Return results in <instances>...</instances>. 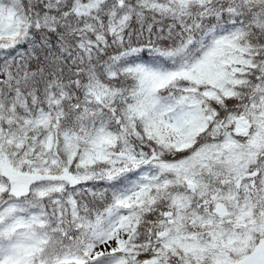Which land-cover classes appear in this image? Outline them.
<instances>
[{
    "label": "snow or ice",
    "instance_id": "snow-or-ice-1",
    "mask_svg": "<svg viewBox=\"0 0 264 264\" xmlns=\"http://www.w3.org/2000/svg\"><path fill=\"white\" fill-rule=\"evenodd\" d=\"M0 264H264V0H0Z\"/></svg>",
    "mask_w": 264,
    "mask_h": 264
}]
</instances>
